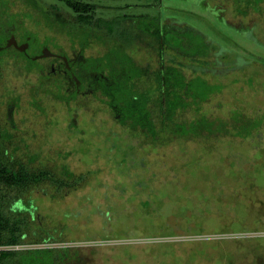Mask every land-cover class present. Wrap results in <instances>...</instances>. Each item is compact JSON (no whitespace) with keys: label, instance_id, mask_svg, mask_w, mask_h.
Listing matches in <instances>:
<instances>
[{"label":"rangeland","instance_id":"1","mask_svg":"<svg viewBox=\"0 0 264 264\" xmlns=\"http://www.w3.org/2000/svg\"><path fill=\"white\" fill-rule=\"evenodd\" d=\"M38 1L69 11L59 0ZM97 1L106 19L161 16L200 33L210 44V59L168 51L166 62L189 79L202 76L222 88L202 114L228 116L238 100L262 127L243 140L194 141L168 133L149 139L121 127L90 96L55 100L41 88L50 55L62 49L71 57L80 44H72L63 27L51 26L32 0H1L7 23L25 38L17 41L31 39L24 54L34 62L5 59L0 122L23 159L33 158L34 166L59 177L67 168L76 180L61 190L49 183L36 187L37 236L10 249L70 248L89 264L264 262V2L252 8L221 0ZM44 46L49 56L40 60ZM106 50L94 42L84 55L99 58ZM130 54L141 65L158 66L157 54L143 47ZM194 118L189 112L179 120ZM48 234L54 240L44 243Z\"/></svg>","mask_w":264,"mask_h":264},{"label":"trees","instance_id":"2","mask_svg":"<svg viewBox=\"0 0 264 264\" xmlns=\"http://www.w3.org/2000/svg\"><path fill=\"white\" fill-rule=\"evenodd\" d=\"M59 1L70 12L57 6H42L38 0H32V4L46 14L51 26L63 27L71 43L78 42L82 49L73 51L71 57L62 49L50 55L59 67L55 71L48 67L42 78L41 88L48 96L67 103L90 96L107 106L121 127L149 139L168 133L194 141L243 140L262 127L261 120L245 112L238 100H234L237 107H232L228 116L218 118L202 114V107L213 97L221 96L222 88L202 76L189 79L179 67L166 62L168 51L190 60L210 59V44L200 33L172 21L163 22L161 16L106 19L101 16L102 6L97 0ZM221 1H233L237 7L244 3L252 8L264 2ZM6 8L0 0V69L7 58L27 59V64H32L34 60L30 61L24 54L31 39L21 40L27 43L17 41V37L25 38L14 22L7 23L10 21L2 15ZM94 42L107 50L102 57L86 58L84 52ZM139 47L157 54V68L141 65L131 56V51ZM42 50L40 60L48 59L46 46ZM189 112L195 114L193 120H179L182 114ZM10 113L12 118V110ZM20 150L15 136L0 122V248L23 246L37 236L34 227L40 225L37 206L32 200L38 190L36 187L49 183L61 190L74 187L72 182L76 181L67 168L59 177L48 168L34 166L35 159H23ZM41 193L47 195L46 190ZM53 240L54 236L48 234L43 242ZM0 264H89V261L82 252L70 248L3 249L0 250Z\"/></svg>","mask_w":264,"mask_h":264},{"label":"flooded vegetation","instance_id":"3","mask_svg":"<svg viewBox=\"0 0 264 264\" xmlns=\"http://www.w3.org/2000/svg\"><path fill=\"white\" fill-rule=\"evenodd\" d=\"M52 60V59H51ZM51 69L53 70V71H55L56 69H58V67H59V65L58 64H56V62H52V64H51Z\"/></svg>","mask_w":264,"mask_h":264},{"label":"built area","instance_id":"4","mask_svg":"<svg viewBox=\"0 0 264 264\" xmlns=\"http://www.w3.org/2000/svg\"><path fill=\"white\" fill-rule=\"evenodd\" d=\"M2 249H10V248H2Z\"/></svg>","mask_w":264,"mask_h":264}]
</instances>
